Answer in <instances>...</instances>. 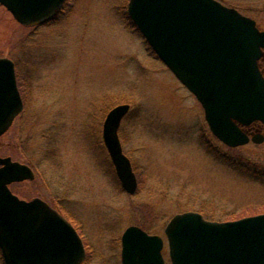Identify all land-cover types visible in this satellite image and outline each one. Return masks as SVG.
Returning a JSON list of instances; mask_svg holds the SVG:
<instances>
[{"label": "rangeland", "instance_id": "1", "mask_svg": "<svg viewBox=\"0 0 264 264\" xmlns=\"http://www.w3.org/2000/svg\"><path fill=\"white\" fill-rule=\"evenodd\" d=\"M219 1L264 30V12L246 7L263 0ZM128 3L66 0L57 20L36 29L0 4V58L19 64L25 100L0 138V156L35 172L34 180L10 186L20 199H42L91 236L130 226L157 234L169 261L165 229L177 214L198 212L211 221L264 214V176L228 167L220 154L264 172V142L230 148L212 134L201 104L130 20ZM121 104L131 106L119 138L137 177L134 195L123 190L99 144L107 114ZM258 129L264 133V125ZM108 255L97 252L91 264H113Z\"/></svg>", "mask_w": 264, "mask_h": 264}, {"label": "water", "instance_id": "2", "mask_svg": "<svg viewBox=\"0 0 264 264\" xmlns=\"http://www.w3.org/2000/svg\"><path fill=\"white\" fill-rule=\"evenodd\" d=\"M66 0H0L23 25L43 22ZM128 14L149 46L197 98L212 134L230 148L264 142L244 128L264 125V76L258 61L264 31L256 22L217 0H129ZM24 108L14 62L0 58V138ZM131 106L107 115L103 138L123 189L138 181L118 131ZM34 172L0 156V250L4 264H80L85 251L76 229L45 201L20 199L10 189L33 180ZM165 234L170 264H264V214L234 221H209L198 212L174 216ZM161 237L139 227L123 236V264H167Z\"/></svg>", "mask_w": 264, "mask_h": 264}, {"label": "flooded vegetation", "instance_id": "3", "mask_svg": "<svg viewBox=\"0 0 264 264\" xmlns=\"http://www.w3.org/2000/svg\"><path fill=\"white\" fill-rule=\"evenodd\" d=\"M262 1V0H260ZM221 3H223V1H220ZM264 2V0L262 1ZM262 2H257V3H253V4H247V8H251L250 10L254 11L255 13L257 11H259L260 13H263L264 12V4ZM225 5V3H223ZM263 5V6H262ZM227 6V5H226ZM231 8H234L231 6ZM236 10H238L240 13L241 10L238 9L237 7L234 8ZM257 10V11H256ZM62 8L56 13L54 14L52 17H50L49 19L43 21V22H36V23H32L30 25H23V26H28V27H33V28H38V27H41L43 25H48V24H51L53 23L55 20L58 19V17L60 16V14L62 13ZM251 12V11H249ZM243 14V13H242ZM245 15V14H244ZM247 16V15H246ZM249 17V16H248ZM251 18V17H250ZM253 19V18H252ZM256 21V20H255ZM257 22V21H256ZM21 24V23H20ZM257 24V23H256ZM259 28V27H258ZM260 29V28H259ZM261 31H264L262 29H260ZM12 60V59H11ZM14 62V67H15V71H16V76L18 74V67H19V64L15 61V60H12ZM258 65H259V69L262 73V75L264 76V49L262 51V56L260 58V60L258 61ZM19 79H17V84H18V89L20 88L19 87V83H18ZM20 91V90H19ZM20 94L21 91H20ZM22 97V100H23V104H24V108L22 110V112L15 118L14 122L17 120V118L24 112V109H25V100L23 98V96L21 95ZM105 122V121H104ZM123 122V121H122ZM122 124V123H121ZM261 125V123L259 122H254L252 123L249 127H246L244 128V130L250 135H254L256 133H259L261 132L260 129H258V127ZM103 126H104V123H103ZM98 127H100V124H98ZM121 127V125H120ZM120 130V128H119ZM103 131V130H102ZM264 134V133H263ZM100 137V140H99V144L100 142L102 143L103 145V148L105 149L107 155H108V163L109 165L112 167V170L114 171V175L117 176L116 174V168H115V165L114 163L112 162L111 160V157H110V154L108 152V149L105 145V142H104V138H103V133H102V136H99ZM27 165V164H25ZM29 166V165H27ZM32 171L34 172L33 168L31 166H29ZM34 178H35V172H34ZM34 180V179H33ZM27 181V180H25ZM32 181V180H31ZM24 182V181H22ZM17 183H21V182H17ZM124 190V189H123ZM126 192V191H125ZM47 203V202H46ZM49 204V203H47ZM50 205V204H49ZM51 206V205H50ZM52 208H54L55 210H57L61 215H62V211H60V209L58 208H55L53 206H51ZM64 214V213H63ZM65 216V214H64ZM66 217H68L69 219H67ZM65 219L71 223V225L76 229L81 241H82V245H83V248H84V251H85V257L83 259V261L80 263V264H91L92 261L96 258L97 256V252H103V251H107L109 253V255L106 257L107 258V262H109V260H112L114 261L113 264H123V236H124V233L126 232V230L129 228H127L125 231L121 232L120 234L119 233H115V232H108L107 236H100L98 234H95L94 232H92L93 236L91 235H88L86 232H84L82 230V228L77 225L75 226L74 225V221L68 216L66 215L65 216ZM132 227V226H130ZM147 232V231H146ZM153 235H157V234H153ZM159 236V235H158ZM161 237V236H160ZM163 240L164 238L161 237ZM108 239V240H107ZM168 243V241H167ZM163 252H166V241L164 240V247H163V250H162V254ZM112 253V254H111ZM164 256V254H163ZM170 257V255H169ZM105 258V259H106ZM165 258V257H164ZM170 259V258H169ZM165 261L166 263H170V260H166L165 258Z\"/></svg>", "mask_w": 264, "mask_h": 264}, {"label": "trees", "instance_id": "4", "mask_svg": "<svg viewBox=\"0 0 264 264\" xmlns=\"http://www.w3.org/2000/svg\"><path fill=\"white\" fill-rule=\"evenodd\" d=\"M131 20V19H130ZM132 21V20H131ZM133 23V22H132ZM134 24V23H133ZM222 156H223V161L228 165V167H231V168H235L237 169L238 171H241L245 174H248L254 178H256L255 176L256 175H260V176H264V172H260L259 169H257L256 167H253V166H250L249 164H247L246 162L242 161V160H239L233 156H231L229 153H220ZM250 174H249V173ZM255 174V175H254ZM203 214L204 211H202ZM206 216V215H205ZM238 218H242V217H238ZM238 218H234V219H238Z\"/></svg>", "mask_w": 264, "mask_h": 264}]
</instances>
